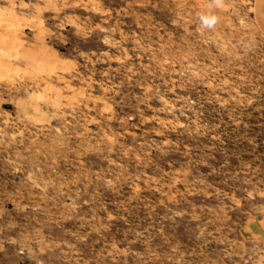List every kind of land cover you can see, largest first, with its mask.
<instances>
[{
	"label": "rangeland",
	"instance_id": "obj_1",
	"mask_svg": "<svg viewBox=\"0 0 264 264\" xmlns=\"http://www.w3.org/2000/svg\"><path fill=\"white\" fill-rule=\"evenodd\" d=\"M0 264H264V0H0Z\"/></svg>",
	"mask_w": 264,
	"mask_h": 264
},
{
	"label": "clouds",
	"instance_id": "obj_2",
	"mask_svg": "<svg viewBox=\"0 0 264 264\" xmlns=\"http://www.w3.org/2000/svg\"><path fill=\"white\" fill-rule=\"evenodd\" d=\"M202 20H203V23H204L206 26H208V27L211 26V23L209 22V18L204 17V18H202Z\"/></svg>",
	"mask_w": 264,
	"mask_h": 264
}]
</instances>
